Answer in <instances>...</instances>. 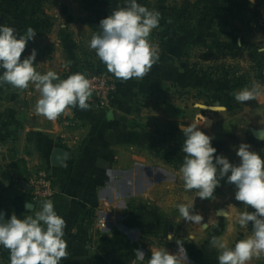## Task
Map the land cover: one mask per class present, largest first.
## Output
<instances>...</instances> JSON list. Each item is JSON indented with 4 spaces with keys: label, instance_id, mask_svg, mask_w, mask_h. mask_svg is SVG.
I'll return each instance as SVG.
<instances>
[{
    "label": "crops",
    "instance_id": "1",
    "mask_svg": "<svg viewBox=\"0 0 264 264\" xmlns=\"http://www.w3.org/2000/svg\"><path fill=\"white\" fill-rule=\"evenodd\" d=\"M162 4L156 8L163 11L159 27L165 31L166 59L142 79L122 80L107 70L88 45L100 31L99 22L126 7V0H0V19H7L4 25L20 35L28 28L37 32L21 59L35 48L38 72L54 71L63 80L94 68L117 86L110 110H101L90 97L88 109L70 106L50 121L35 110L40 93L34 84L27 89L0 84V211L5 219L13 213L21 219L34 216L41 205L31 202L30 182L38 169L49 170L57 186L51 201L67 225L64 239L69 254L61 264H113L118 256L130 253L135 256L131 264H148L152 252L160 249L175 255L177 264H216L214 260L219 264L202 244L200 252L194 250L199 244L197 233H179L182 237L171 248L148 242L151 236H170L173 226L192 225L164 216L168 207L161 205L166 197L162 187L172 183L168 189L174 195L180 193L175 187L183 177L180 168L168 165L159 153L167 150L180 156L176 147L185 140L180 128L213 115L198 105V92L223 97L227 93L226 89L223 94L220 81L202 80L182 68L198 35L210 36L206 31L216 22L214 11L210 9L201 19L183 16L180 26L174 27ZM153 34L154 30L148 39L156 45ZM56 149L66 153L58 167L52 165ZM172 209L179 213L178 207ZM99 221L106 224L102 231ZM209 226L211 221L203 228ZM9 255L0 246V264H10ZM253 258L248 264H264V253Z\"/></svg>",
    "mask_w": 264,
    "mask_h": 264
},
{
    "label": "clouds",
    "instance_id": "2",
    "mask_svg": "<svg viewBox=\"0 0 264 264\" xmlns=\"http://www.w3.org/2000/svg\"><path fill=\"white\" fill-rule=\"evenodd\" d=\"M126 4L99 22L100 31L91 37L88 46L115 78L142 79L159 60L158 47L148 38L159 27L160 14L137 0H126ZM36 34L33 28L20 35L14 27L0 25V84L7 83L17 89L34 84L40 93L35 110L50 121L70 106L88 109L92 86L84 74L74 73L61 80L54 71L38 72L35 48L21 59L26 45ZM259 51L264 52V48ZM261 95L264 86L253 84L236 92L234 99L244 103ZM180 130L185 137L181 148L185 157L180 168L185 190L196 189L198 198L207 200L214 196L221 181L226 180L235 186V200L254 209L241 212L236 221L242 228L251 223V236L237 241L234 247L215 237L211 240V246L219 250V264H248L254 256L259 258L264 253V157L250 150L251 145L241 143L233 146L239 163H232L217 154V148L212 145L214 137L201 131L198 124L191 123ZM177 207L185 221H202L200 214H193L194 202ZM66 226L51 200H45L34 216L24 219L14 213L5 219V213L0 211V246L9 250L10 264H61L69 254L64 239ZM143 256L140 252L141 260ZM148 264H177V258L160 249L152 252Z\"/></svg>",
    "mask_w": 264,
    "mask_h": 264
},
{
    "label": "rangeland",
    "instance_id": "3",
    "mask_svg": "<svg viewBox=\"0 0 264 264\" xmlns=\"http://www.w3.org/2000/svg\"><path fill=\"white\" fill-rule=\"evenodd\" d=\"M150 6H153L152 11H157L163 14V11L156 8L158 4L163 3L164 8H176L180 6L185 8L196 2H206L207 5L211 4L215 17L210 29H207L208 38H204V34L198 35L196 42L201 44H209L216 46L217 50L209 51L200 46H196L191 57L188 55L185 61L189 59L196 60L207 73L214 72L217 82L220 81L223 86V94L227 89L225 96L213 95L210 96L205 92H198L197 100L198 105L203 106L210 116H203L204 119H198V127L205 134L214 138L224 136L226 133L233 132L239 138V144L247 143L251 145L252 151L257 152L261 157H264V142L256 141L251 131L254 129H264V95H261L257 100L247 101L240 103L235 99L230 98V90L232 83L239 85L234 89L238 92L244 88H251L253 84L264 86V52L259 49L264 48V0H146ZM224 2L228 4V16H225L224 22L218 21L217 12L224 7ZM186 6H185V5ZM204 4L200 6L202 9ZM155 9V10H154ZM161 12V13H160ZM263 16V17H262ZM240 19L245 20L251 24L249 29H242L240 26ZM227 25H226V24ZM237 27L239 29H237ZM251 28V29H250ZM243 38V39H242ZM210 40L208 43H204ZM243 42V44H242ZM225 72H228L226 80L224 79ZM221 79V80H220ZM236 85V86H237ZM205 95V97L203 96ZM233 95V94H232ZM217 97V99H214ZM204 107H215V110H206ZM222 109V110H219ZM218 109V110H216ZM225 110V111H224ZM214 112L218 113L215 114ZM260 143V144H259ZM236 146V147H238ZM260 146V148H259ZM178 147H182L181 145ZM177 148V147H176ZM232 163H239V157L236 155L235 148L229 153L224 155ZM172 183H166L162 188L165 189V199L162 206H167L164 211V216L172 221L186 224L189 222L191 226H186L184 229L178 225L173 226L170 236H151L148 242L153 247H173V243L180 239L179 233L187 236L188 234H196L198 245L194 250L200 252V246L211 252L215 258L219 255V250L211 246L213 237L221 239L229 245L234 247L235 243L239 240L246 239L252 235L251 223L247 227L242 228L236 222L238 215L244 211H254L249 206L244 205L242 202L235 200V186L221 181V193L209 202L201 201L197 194V190L193 189L187 191L184 188V181L181 179L180 185L175 187L180 193L173 194V189H168ZM155 200V198H154ZM151 202V201H150ZM194 202V209L197 214H200L203 219L200 223L192 221H185L180 213L174 214L170 210L178 204ZM157 202L155 201V204ZM151 204H154L151 202ZM154 204V205H155ZM163 212V211H162ZM194 212V211H193ZM223 214V215H220ZM212 222V226L204 229L208 223ZM194 225V226H193ZM204 227V228H203ZM179 228V229H178ZM204 229V230H203ZM202 234V235H201ZM183 235V234H182ZM179 237V238H178ZM176 238V239H175ZM200 238V239H199ZM178 239V240H177ZM214 259V258H213ZM254 259V258H252ZM214 263L217 262L214 260Z\"/></svg>",
    "mask_w": 264,
    "mask_h": 264
},
{
    "label": "trees",
    "instance_id": "4",
    "mask_svg": "<svg viewBox=\"0 0 264 264\" xmlns=\"http://www.w3.org/2000/svg\"><path fill=\"white\" fill-rule=\"evenodd\" d=\"M142 5L145 6L146 8H148L150 11L151 6L148 4V2L146 0H140ZM204 4L203 8L200 9V6ZM224 7H227L228 4L224 2ZM210 4L207 5L206 2H196V3H191L190 6H188L187 9H185V7L182 6V8L180 7L179 9L176 8H166L168 10V12L170 13V19L173 23L174 27H179L180 23H181V19L186 17L191 18V19H195V18H203L208 11H210ZM185 9V10H184ZM227 8H223L220 9L217 12V19L218 21H223L224 22V17L228 16V12H227ZM226 24V23H225ZM227 25V24H226ZM242 25V29H249V26H251V24L245 20L240 19V26ZM162 27H158L157 29H154V39L157 40V47L159 50V60L156 64L161 63L162 61H164L166 59V51L164 48V44H165V31L163 32V30H161ZM185 29V28H182ZM237 29H239L237 27ZM251 29V28H250ZM186 30V29H185ZM243 39V38H242ZM243 44V42H242ZM193 48H195L196 46H200L206 50L209 51H214L217 50L216 46H211L209 44H201L199 42H194L192 44ZM156 64H154L153 66H155ZM152 66V67H153ZM182 68L188 73L191 74L195 77H198L202 80H211L216 78L215 74H213L214 72H211L210 74H208L207 72L209 70H211V68L207 70H205L202 66H200V64H198V62H196V60H188L187 62L182 64ZM102 73L99 70H95L94 68H86L83 69L82 74H84L85 76L88 73ZM228 72H225L224 75V79L222 80H226ZM221 80V79H220ZM237 85V84H236ZM234 85V83H232V89L230 90V98H234V89L236 87H238L239 85ZM236 90V89H235ZM233 94V95H232ZM239 144V138L235 135V134H225L222 137H219L215 140L212 141V145L214 147L217 148V154H221V155H225L227 153H229L234 147L233 146H238ZM182 147H177L176 151L180 154V156L178 155H174L172 153H170V151H163V153H159V156L168 164L171 166H174L175 168H181L183 161H184V157H185V153H183V151L181 150ZM198 192V190H197ZM221 193V188L220 186L216 189L214 196L210 199L207 200H200L203 202H209L211 200H213L216 196H218ZM135 256L134 254L130 253V254H124V255H120L118 256L113 264H131L132 261H134Z\"/></svg>",
    "mask_w": 264,
    "mask_h": 264
},
{
    "label": "built area",
    "instance_id": "5",
    "mask_svg": "<svg viewBox=\"0 0 264 264\" xmlns=\"http://www.w3.org/2000/svg\"><path fill=\"white\" fill-rule=\"evenodd\" d=\"M86 77L92 86L91 98L101 110H110L117 94L115 81L106 73L90 72ZM56 194L57 186L53 175L47 169H38L30 182L29 195L32 204L42 205L45 200H52ZM97 226L101 231L106 228V224L102 221H99Z\"/></svg>",
    "mask_w": 264,
    "mask_h": 264
},
{
    "label": "water",
    "instance_id": "6",
    "mask_svg": "<svg viewBox=\"0 0 264 264\" xmlns=\"http://www.w3.org/2000/svg\"><path fill=\"white\" fill-rule=\"evenodd\" d=\"M7 22L5 17L0 19V25ZM208 110H215V107H206ZM252 136L259 142H264V129H254L251 131ZM66 160V153L62 149H56L52 154V165L55 167L62 166Z\"/></svg>",
    "mask_w": 264,
    "mask_h": 264
},
{
    "label": "bare ground",
    "instance_id": "7",
    "mask_svg": "<svg viewBox=\"0 0 264 264\" xmlns=\"http://www.w3.org/2000/svg\"><path fill=\"white\" fill-rule=\"evenodd\" d=\"M216 110H218V109H216Z\"/></svg>",
    "mask_w": 264,
    "mask_h": 264
}]
</instances>
